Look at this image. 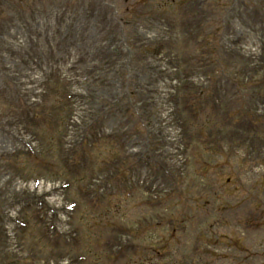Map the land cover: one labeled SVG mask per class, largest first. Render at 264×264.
Listing matches in <instances>:
<instances>
[{"label": "rangeland", "instance_id": "1", "mask_svg": "<svg viewBox=\"0 0 264 264\" xmlns=\"http://www.w3.org/2000/svg\"><path fill=\"white\" fill-rule=\"evenodd\" d=\"M0 71V264H264V0H0Z\"/></svg>", "mask_w": 264, "mask_h": 264}]
</instances>
